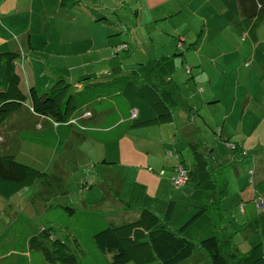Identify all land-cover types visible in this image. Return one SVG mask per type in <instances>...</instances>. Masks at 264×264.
<instances>
[{
  "label": "rangeland",
  "instance_id": "1",
  "mask_svg": "<svg viewBox=\"0 0 264 264\" xmlns=\"http://www.w3.org/2000/svg\"><path fill=\"white\" fill-rule=\"evenodd\" d=\"M60 1L43 5L36 0L26 16L25 6H21L10 20L4 17L5 21L0 22V44L9 43L14 52L16 45L28 50V38H32L40 52L55 55V66L62 56H68L76 75L84 69L93 74L107 64L103 59L108 53L102 52L104 44L106 48L110 46L114 57L121 44H129L131 53L136 55L131 60L134 63L127 59V69L112 72L106 77L110 79L125 76L130 68L140 64L173 56L176 69L171 75L172 85L179 105L182 102L185 108H174L171 123L149 129L169 138L170 149L181 152L187 162L192 160L190 144L215 150L220 162L230 160L226 178L232 197L227 203L226 218L233 223L229 231L233 233L239 226L234 223L239 219L237 172L247 159L237 158L225 148L224 141L235 140L234 129L241 123L249 95L264 101V24L256 25L253 34H242L240 28L246 31L247 27L224 15L232 14L230 4H237V0H82L66 7ZM234 31L242 35L236 36ZM111 63L115 65L118 60L111 59ZM36 69L40 76L38 65ZM50 75L44 77L48 80ZM92 76L105 78L102 74ZM51 80L48 85H40V96L52 86L54 79ZM79 80L71 77L69 81L74 86ZM257 104L252 100L251 110ZM35 121L38 125L40 120L35 116L33 125ZM7 124L0 137L10 131L17 154L22 155L17 134L30 123L24 121V116L15 115ZM260 134L264 137V130ZM4 144L1 139L0 145L5 149ZM31 148L40 150L41 156L34 152L18 156L13 149L11 154L48 176L0 206V264H49L42 252L29 245L43 228L53 229L54 235L63 240L77 236L86 249L78 253L79 264H112L110 254L93 247L90 233L102 230L103 223L117 226L139 218V212L134 210L116 212L117 204L113 202L129 201L138 168L131 165L134 163L122 162L118 141L99 144L83 142L75 136L64 138L57 148ZM186 206H179L183 213L174 216V226L185 222L182 218ZM65 208L75 209L76 213L70 214ZM197 259L182 264H194Z\"/></svg>",
  "mask_w": 264,
  "mask_h": 264
},
{
  "label": "trees",
  "instance_id": "2",
  "mask_svg": "<svg viewBox=\"0 0 264 264\" xmlns=\"http://www.w3.org/2000/svg\"><path fill=\"white\" fill-rule=\"evenodd\" d=\"M81 1L61 0L60 5L73 6ZM237 3L246 27L254 28L264 22V0H237ZM127 50L130 47L126 44L116 50L117 56H124L122 52ZM127 53L129 56L131 51ZM23 58L24 55L10 50L8 45L0 44V132L5 130L7 123L11 124L15 115L24 116L27 124H32L34 113L46 118L41 129L36 127L35 121L34 125L28 124L27 128L18 132V140L25 144L22 155L32 146L57 148L64 138L69 140L80 136L81 141H90L89 135L100 132L89 128L86 122L92 118L93 112L98 114L102 110L106 100L119 97L117 100L125 103V109L130 112L132 127L138 128L171 123V110L179 105L171 78L176 69L173 56H163L148 64H140L128 75L115 79L98 81L96 77H86L79 82L84 84L81 90L71 85L67 72H60L58 80L42 92V96L35 88L28 95L22 92L17 63ZM121 68L113 72L121 71ZM157 105H163L167 110L159 111ZM135 109L137 116L132 117ZM88 112L91 116L83 117ZM6 134L0 137L5 142V149L0 145L1 199H10L48 176L46 172L19 160L13 135L10 131ZM219 138L222 140L221 134ZM229 144L235 143L224 141L227 148ZM188 147L192 153L191 162H187L181 152L178 153L179 158L172 166L169 181L177 192L185 194V188L188 187L191 194L187 198H192L196 205L189 206L181 201L178 204L176 200L161 203L158 198L148 194L145 186L134 182L129 201H121L120 204L114 200V203L120 204V212H139V218L117 226L103 223L102 230H92L90 233L93 247L103 254H110L112 264H182L194 257H198L197 264H264L261 244L242 252L239 245L242 236L237 238L241 228L229 233L230 222L226 218L228 210L224 209V200L229 196L224 167L232 163H218L213 149L208 150L198 144ZM12 149L16 155L11 154ZM235 150L232 151L239 154V146L236 145ZM169 155L174 157L171 152ZM177 164L183 165L189 172V179L184 186H177L173 182ZM159 175L165 177L166 171H160ZM182 204L187 205L185 210L190 208L195 212L175 228L174 216L183 213L179 208ZM65 210L70 214L76 213L75 209ZM29 245L32 250L42 252L49 264H79L78 253L86 250L81 247L77 236L63 240L54 235L53 229L46 228L32 237ZM2 257L0 253V259Z\"/></svg>",
  "mask_w": 264,
  "mask_h": 264
},
{
  "label": "crops",
  "instance_id": "3",
  "mask_svg": "<svg viewBox=\"0 0 264 264\" xmlns=\"http://www.w3.org/2000/svg\"><path fill=\"white\" fill-rule=\"evenodd\" d=\"M56 1L57 0H40V3L47 5L50 2L55 3ZM160 1L162 0H152L153 3H158ZM35 2L36 0H5L0 2V22L5 21L4 17H6L5 19L10 20L12 13L21 6H25L24 14L26 16L28 13L32 12L33 4H35ZM230 6V11L232 14L225 12L224 15L227 16L230 21L237 19L241 23L240 26H242L243 17L241 16L238 3H231ZM261 24H264V22ZM255 30L256 27H247L246 31H242V28H240L242 34L243 32L245 33L244 35L247 33L253 34ZM234 32L236 36L242 35L236 31ZM28 42V50H25L22 45H16V52H19L25 56L23 60L20 59V62L17 63V73L21 77L20 87L25 95H28L30 90L33 88L38 91V88L40 85H43V83H47L48 85L52 81L51 79H54V84L58 80V73L60 72H67L69 80L71 77L73 78V81H75L76 78L80 79L74 83V87H78L77 90H81L84 85L79 83L81 80L97 74H102V76H105V78H98V81L108 80L110 78L106 77L111 76L113 70L122 67L121 69L125 71V69H127L125 67L127 66V59H130V63H134L131 62V60L136 56L135 53H130V55L127 56V51H130L127 50L122 52L124 56L114 57V53H111L110 46H107L106 48V44H104L102 52L108 53L106 56H103V59L107 62V64L101 68H97V71L92 72L93 74L86 72L84 69L80 75H76V73L72 71L74 64L71 62V59L68 56H62L59 64L55 66V55L40 52L38 48L32 43V38H28ZM3 44L8 45L9 49L11 50L9 43ZM126 44L127 43L121 44L118 49L124 47ZM154 57L156 58V56ZM111 59L118 60V63L115 65L112 64ZM21 63H23V65L18 67ZM130 63L128 65H131ZM37 65L38 69L40 70V76L37 73ZM43 68H45L44 71L42 70ZM130 69L132 70L137 68L134 67ZM46 74H51L50 77H48V80L44 77ZM46 89H44L43 92ZM117 98L104 101L102 104V110L98 112V114L93 112L91 116L92 118L87 120L86 123L89 128L100 132L89 135V140L98 142L99 144H111L118 141L122 162L134 163L131 165H133L135 168H138L139 170L136 178L132 181V184L137 182L145 186L148 194L151 197L158 198L161 203L169 202L170 200H176L178 204L181 201L183 203L189 204V206H195L196 203L192 202V198L191 200H188L187 198V196L191 194L188 187L185 189L186 197H184L185 194L181 192L177 193L169 181L172 166L179 158V151L173 152L169 147V138L165 137L161 133H158L157 131L149 129L152 127H132L133 122L131 121L132 118L130 116V112L125 109V103L123 104V102H121L120 99L117 100ZM252 100L257 101L258 103L253 110L250 108V103H252ZM120 105L122 108H120ZM239 106L242 105L239 104ZM180 107L182 109L185 108L184 104L183 106H178V109H180ZM243 108L244 114L242 116L241 123L238 128L234 129L235 140H230V142H233L235 145L239 146L240 152L239 154H236L232 150L228 149L226 145L225 148L236 154L237 158L247 159V162L240 166L237 172L239 176V180L237 181L239 192L236 194V211H238L239 219H237V222L234 221L235 224L239 225L238 228H241V231L237 236V238L240 235L242 236V241L239 243L241 246V251L247 252L252 246L259 244H261L264 249V137L260 134L261 131L264 130V101H261V99L258 97L249 95V98L243 105ZM156 109L162 112L167 110L163 105H157ZM171 113L173 116L174 109L171 110ZM227 119H229L228 115ZM223 132L224 129L222 128L221 135H223ZM78 137L80 138V136ZM24 146L25 144H22V147ZM26 151L27 155H29L31 152H34L40 157L42 154L40 150L33 151L32 148H27ZM170 152L174 157L169 155ZM217 161L223 165L227 162H230L228 158L224 162H220L218 159ZM226 169L227 167H224V172H226ZM162 170L166 171L165 177H160L159 175V172ZM234 188L236 189V180L234 182ZM227 192L229 193V196L224 200L225 210L227 209V203L232 197L229 191V182ZM22 197H24V194H22ZM12 198H0V206L6 205ZM116 210H122V207L118 203L116 205ZM194 212L195 211L193 209L188 208L185 211V216L182 218V221L188 220V218L191 217ZM232 225L233 223L229 226L230 229ZM174 227L178 228L179 224H176ZM238 228H235V230ZM195 263L197 264V260Z\"/></svg>",
  "mask_w": 264,
  "mask_h": 264
},
{
  "label": "built area",
  "instance_id": "4",
  "mask_svg": "<svg viewBox=\"0 0 264 264\" xmlns=\"http://www.w3.org/2000/svg\"><path fill=\"white\" fill-rule=\"evenodd\" d=\"M33 115L37 116L40 119V121L37 125V128L41 129L42 123L46 118L44 116L37 115L36 113H34ZM90 116H91L90 112L83 114V117H85V118H88ZM136 116H137V110L135 109L132 111V117H136ZM0 140H1V138H0ZM228 148H230L231 150H234L236 148V145L235 144H229ZM177 165L178 166L176 168V175L173 179V182L177 186H184L189 179V172L183 165H181V164H177Z\"/></svg>",
  "mask_w": 264,
  "mask_h": 264
},
{
  "label": "clouds",
  "instance_id": "5",
  "mask_svg": "<svg viewBox=\"0 0 264 264\" xmlns=\"http://www.w3.org/2000/svg\"><path fill=\"white\" fill-rule=\"evenodd\" d=\"M39 119V118H38ZM40 120V119H39ZM235 150V149H234Z\"/></svg>",
  "mask_w": 264,
  "mask_h": 264
}]
</instances>
